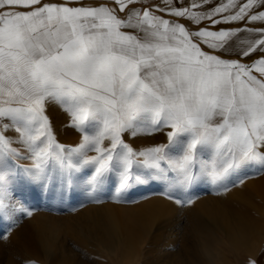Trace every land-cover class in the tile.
Returning a JSON list of instances; mask_svg holds the SVG:
<instances>
[{
  "label": "snow or ice",
  "instance_id": "snow-or-ice-1",
  "mask_svg": "<svg viewBox=\"0 0 264 264\" xmlns=\"http://www.w3.org/2000/svg\"><path fill=\"white\" fill-rule=\"evenodd\" d=\"M52 104L78 144L57 140ZM250 167L264 174V0H0V239L32 216L22 181L61 202L157 185L184 206Z\"/></svg>",
  "mask_w": 264,
  "mask_h": 264
},
{
  "label": "rangeland",
  "instance_id": "rangeland-1",
  "mask_svg": "<svg viewBox=\"0 0 264 264\" xmlns=\"http://www.w3.org/2000/svg\"><path fill=\"white\" fill-rule=\"evenodd\" d=\"M154 2L158 3L159 0ZM48 114L60 143L73 146L79 143L81 135L74 128L68 127L69 117L66 112L52 104ZM125 138L137 149L166 140L163 133L139 136L135 140L127 135ZM19 163L28 165L30 162L21 160ZM232 179L235 183H229L228 191L213 185L207 178L198 181L187 197L194 202L184 206L166 200L160 195L161 189L157 185L136 188L130 194H125L122 202H116L114 193L86 191L79 192L74 197L66 196V201L61 202L59 196L44 194L40 187L22 181L16 189V195L26 202L24 204L32 211V216L15 214L14 218L18 222L12 227L7 239H0V264H24L27 260H33L36 264H249L251 260H255L256 264H264V174H256V169L250 167L242 177L243 183L235 177ZM158 196L172 204L174 209L168 215L177 224L179 230H176L181 238L168 239L165 232L141 226L124 211L125 206H139L145 200ZM207 197L226 198L232 208L251 219L252 228L246 243L234 241L218 218L209 217L205 207L199 203L202 198ZM92 206L98 209L112 206L121 213L129 226L123 239L100 241L95 237L96 233L87 228L88 220L85 217ZM37 225L51 232L52 240L43 242L37 239L34 233ZM17 226L27 238H33L34 244H25L23 238L22 242H11L10 238ZM188 249L196 253L193 259L186 258V261L175 258L179 251Z\"/></svg>",
  "mask_w": 264,
  "mask_h": 264
},
{
  "label": "bare ground",
  "instance_id": "bare-ground-1",
  "mask_svg": "<svg viewBox=\"0 0 264 264\" xmlns=\"http://www.w3.org/2000/svg\"><path fill=\"white\" fill-rule=\"evenodd\" d=\"M210 188H211V186H210ZM72 197H74V196H72ZM64 201H66V199H64ZM199 203L202 206L205 207V209H206V211H207V213H208V215H209L210 218H213V219L218 218L220 220V222L223 224L224 230L226 231V233L234 241L239 242V243H246L248 241V239H249V232H250V230L252 228V224H251V221H250L251 219H249L247 217V215H245V214H243V213L235 210L234 208H232L226 198L225 199H223V198L215 199V198H212V197H207V198H202ZM25 204H26V202H25ZM38 207H36V208H38ZM172 209H174L172 207V204H169L167 201H165L164 198L159 197V196L158 197H152L150 199H147L143 203H141L139 206H125L124 207V211L126 212L127 216H129V218L132 219L134 222L140 224L143 227L149 228V229H154L155 228L157 230H160L161 232H165V234H166V236H167L168 239H170V238L171 239H175V238L177 239V237H180L179 236L180 234L177 233V230H176V229H178V226H177L176 223L175 224L173 223V220L168 215L169 212ZM85 217L88 220V224H87L88 226H87V228H89V230L91 232L96 233L95 234V237L97 239H99L100 241H105V240H109V241H111V240L119 241V240L123 239V235H125L127 233V231H129V226L124 221V218L121 216V213L118 212L112 206H102V207H100V209H98V207L95 208V207L92 206L91 211L88 212L85 215ZM177 223H178V221H177ZM178 225H179V223H178ZM23 230H25V229H23ZM34 230H35V232H34L35 235H37V239H40L43 242L44 241L48 242L49 240H52V238H53V234L51 232H49L48 230H46L42 226H38L37 225V226L34 227ZM91 235H93V234H91ZM22 238L25 239L24 240L25 244L26 243H29V244L32 243V244H34L33 238H29V237L27 238V236L24 233V231H22L19 227L15 229V231H14V233H13V235H12V237L10 239H11V242H18V241L19 242L20 241L22 242V240H23ZM178 240H180V239H178ZM2 243H5V242L3 241ZM36 243H37V241H36ZM17 244H20V243H17ZM90 245L91 244H89V246ZM23 247H24V243H23ZM29 247H31V246H29ZM17 248L18 247H16V250H17ZM180 249H182V248H180ZM14 250H15V248H14ZM189 250L190 249H188V251L186 250L184 252H182V250L179 251L175 255V258L176 259H180V260H186V258L193 259L196 256L195 255L196 253H192ZM50 251H51V249H50ZM16 252H18V251H16ZM19 252H20V250H19ZM37 252H40V251H37ZM52 255H53V253H52ZM168 255H169V253H168ZM63 256H65V255H63Z\"/></svg>",
  "mask_w": 264,
  "mask_h": 264
},
{
  "label": "crops",
  "instance_id": "crops-1",
  "mask_svg": "<svg viewBox=\"0 0 264 264\" xmlns=\"http://www.w3.org/2000/svg\"><path fill=\"white\" fill-rule=\"evenodd\" d=\"M98 2H100V0H84V3H93V4H95V3H98Z\"/></svg>",
  "mask_w": 264,
  "mask_h": 264
}]
</instances>
